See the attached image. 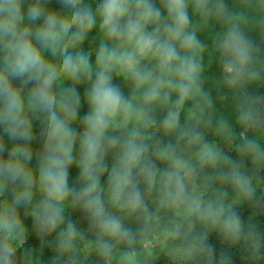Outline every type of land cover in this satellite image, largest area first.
Returning a JSON list of instances; mask_svg holds the SVG:
<instances>
[{
  "label": "clouds",
  "instance_id": "clouds-1",
  "mask_svg": "<svg viewBox=\"0 0 264 264\" xmlns=\"http://www.w3.org/2000/svg\"><path fill=\"white\" fill-rule=\"evenodd\" d=\"M206 53L235 124L216 114ZM261 82L264 0H0V264H18L33 235L50 264H112L121 246L120 264H149L135 245L162 210H176L170 234L187 259L234 264L227 249L242 245L261 264L264 231L237 210L264 207L244 159L264 164L249 136L264 134V95L249 92ZM209 130L239 140L237 156ZM217 181L235 201L228 188L197 195Z\"/></svg>",
  "mask_w": 264,
  "mask_h": 264
},
{
  "label": "trees",
  "instance_id": "trees-1",
  "mask_svg": "<svg viewBox=\"0 0 264 264\" xmlns=\"http://www.w3.org/2000/svg\"><path fill=\"white\" fill-rule=\"evenodd\" d=\"M52 6L58 7V5H56L55 3ZM252 35L254 37H257L256 33H253ZM201 39L205 40V42L209 44V50H211V39H210V37L209 36H201ZM95 46H96L95 44L92 45L93 48ZM205 63L207 65V71L205 73V75H206V88L209 91H211L212 96L215 100L216 114L217 115H224L226 118H229L230 122L235 124V120H236V113L234 110L235 101L233 100L231 93H228L226 88L220 87L218 89V83L217 82L220 80V72H219V68H218V62L216 61L214 56H210L208 53H206L205 54ZM81 91H82V89H81ZM249 92L253 95H257V94L264 95V82H261V84H259V85H253L252 87L249 88ZM221 95H226L227 99H221L220 98ZM240 130L241 129L239 128V126H236V131L239 132ZM150 131L154 132V134L156 136L162 135L161 133H159L158 131H156L154 129H152ZM253 135L257 139V137L262 135V134L259 132H257V133H251L250 132L249 133V136H253ZM208 139L217 141L221 151L227 153L230 156H233L234 158L237 156V153L233 149H230V147L237 145L239 143V140H237L236 142L228 141V140L224 139L223 137L217 136L211 130H209ZM244 159H245V165L247 167L248 172L250 174L254 175V181L259 180L264 185V166L260 165L258 167H254L253 164L251 163V160L248 157H244ZM157 163L159 164V166L161 168L165 167V164L163 162L157 161ZM72 175H73V177L76 175V169L72 170ZM196 188L198 190L204 192L205 195H203V196L207 197L208 195H211L213 188H228V186L227 185H221L217 181L210 188H205L200 183H197ZM228 192H229L228 199L230 201L235 200V193L230 188H228ZM155 195L156 194L153 193V196L149 198V203L152 200H154ZM257 197L258 198H264V191L262 189H257ZM154 207H150V208H154ZM181 210H182L181 211L182 212L181 217H183L184 216V210L183 209H181ZM237 210L240 212L242 218L245 221L251 219L252 222L256 223L258 225V227H261V230L264 231V224L260 225V220H264V207H261L259 209H253L250 205H248L246 203L239 202ZM161 212H162L161 215H163L165 217L167 224L169 226H172V218L174 216V210H162ZM73 218L76 219L77 221H79V219H80L79 214L74 215ZM154 218H157V217H153L148 221L150 231L145 235H139L138 234L137 243L135 245V247L138 250L141 247L140 240L142 238H151L153 236L154 231H155L154 223H153ZM175 219H176V216H175ZM143 222H144L143 219H141V221H139V222L133 221V222H130L129 224H131V226L135 229V228H138L140 226V224H142ZM81 226L82 227L86 226V222L84 224H82ZM83 229H86V227H84ZM183 243H182V245H183ZM209 243L215 247L217 255L219 254V251L224 247L221 244L219 237L215 233L210 234ZM34 250H37V252L39 254L40 259L37 262L32 261V255H33L32 252ZM124 250H125V246H121L120 251L122 252ZM227 251L232 255L234 264H249V262L245 259V257L247 256V252L242 245L227 249ZM25 252L27 253V255H25ZM53 255H54L53 251L49 247H47L46 245H41L39 238H37L35 235H33L31 239H29L27 242H25L19 250V258L21 257L24 260L23 264H50V260H51ZM182 264H198V261L194 262L193 260L188 259V260L183 261ZM261 264H264V261H261Z\"/></svg>",
  "mask_w": 264,
  "mask_h": 264
},
{
  "label": "rangeland",
  "instance_id": "rangeland-1",
  "mask_svg": "<svg viewBox=\"0 0 264 264\" xmlns=\"http://www.w3.org/2000/svg\"><path fill=\"white\" fill-rule=\"evenodd\" d=\"M116 82H120V81H116ZM125 91L127 92V89H125ZM257 142L261 148V150H264V134L260 135L257 137ZM237 147V145L231 146L230 149H235ZM186 155L191 156V151H189L188 153H186ZM194 158V157H193ZM264 166V164H261ZM255 186L257 189H262L264 191V185L262 184V182H260L259 180H255L254 181ZM196 193L197 195H205L204 192L198 190L196 188ZM154 200H152L149 205L150 207H154ZM235 201V200H233ZM239 202H237L238 205ZM182 210H179V214L176 215V220H182L183 217H181L182 215ZM176 212V210H174V213ZM162 212H160L159 214L161 215ZM123 214V213H121ZM158 216L157 218H154L153 223H154V234L151 238H142L140 240V251H142L145 255L148 252L152 253V257L149 259V264H182L183 261L188 260L185 255H184V248H183V240L181 239H177L174 238L170 233H171V228L172 226H169L165 220V217L163 215ZM135 220L132 221H127V223L133 222ZM86 233L87 238L90 239H94L92 233L87 231L86 229H83ZM85 242H81V248L84 247ZM24 243H21L19 245V249L22 247ZM121 251L117 252L116 257L113 259L112 264H120V258H121ZM32 261L33 262H37L40 258H39V254L37 252V250H34L32 252ZM85 255H88L86 252H82L81 253V258L83 259ZM17 257H18V264H23L24 260L20 257L19 258V251L17 253ZM97 260V257L95 256V254H91L88 257L87 260V264H94V262Z\"/></svg>",
  "mask_w": 264,
  "mask_h": 264
}]
</instances>
